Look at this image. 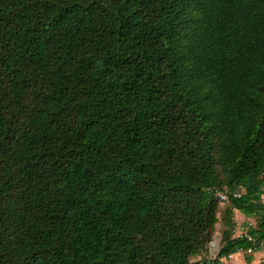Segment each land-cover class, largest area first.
Returning <instances> with one entry per match:
<instances>
[{
	"label": "trees",
	"instance_id": "16d2710c",
	"mask_svg": "<svg viewBox=\"0 0 264 264\" xmlns=\"http://www.w3.org/2000/svg\"><path fill=\"white\" fill-rule=\"evenodd\" d=\"M262 195L264 0H0V264H220Z\"/></svg>",
	"mask_w": 264,
	"mask_h": 264
},
{
	"label": "crops",
	"instance_id": "0c3cea01",
	"mask_svg": "<svg viewBox=\"0 0 264 264\" xmlns=\"http://www.w3.org/2000/svg\"><path fill=\"white\" fill-rule=\"evenodd\" d=\"M261 198L264 203V195H262ZM232 221L235 224L233 229V232H235L233 235L234 237L238 236L241 232L246 233L248 227L252 228L256 225L255 217H246L237 210H233ZM220 228L219 226V230ZM205 258H207V256ZM197 259H200V257ZM220 262V264H264V245H261V247L255 251L247 250L245 252L235 253L230 259L224 258L221 259Z\"/></svg>",
	"mask_w": 264,
	"mask_h": 264
},
{
	"label": "rangeland",
	"instance_id": "374dc122",
	"mask_svg": "<svg viewBox=\"0 0 264 264\" xmlns=\"http://www.w3.org/2000/svg\"><path fill=\"white\" fill-rule=\"evenodd\" d=\"M221 193H219L217 195V198H218V212H217V220L218 222L214 225V228L210 234V241L207 243V245L205 246L206 248V252H202L200 255L202 257V261L201 262H205L207 259L205 258L206 256H209V247H210V243H213L216 241V243L218 244V248H219V245H220V239H221V230L224 228V219H223V212H224V209H225V206L227 205L225 199H222L221 198ZM219 226L221 227L220 230H219ZM220 231V232H219ZM220 233V234H219ZM235 233V232H234ZM237 234V233H236ZM205 253V255H204ZM217 254V251L215 252V255ZM205 257H204V256ZM197 258V257H196Z\"/></svg>",
	"mask_w": 264,
	"mask_h": 264
},
{
	"label": "built area",
	"instance_id": "2783aa9c",
	"mask_svg": "<svg viewBox=\"0 0 264 264\" xmlns=\"http://www.w3.org/2000/svg\"><path fill=\"white\" fill-rule=\"evenodd\" d=\"M234 196L238 197L239 194H236V193H235ZM221 198H222V199H225V201H226V198H227V197H226L225 194H223V195H221ZM242 235H243V236H247L246 233H242V232H241V233H239V235L236 236V237H240V236H242ZM248 239L251 240V237L248 236ZM208 244H209V243H208ZM210 244L212 245L213 243H210ZM262 245H264V243H263ZM215 246H216L215 249H214L213 247H211V246L209 247V252H210L209 255H210L211 258H213V257L216 256V255H215V252H216V251L218 252V249H219V248H218V244H216ZM248 251H250V250H248ZM231 256H232V255H228L227 258L229 259V258H231Z\"/></svg>",
	"mask_w": 264,
	"mask_h": 264
},
{
	"label": "bare ground",
	"instance_id": "6f19581e",
	"mask_svg": "<svg viewBox=\"0 0 264 264\" xmlns=\"http://www.w3.org/2000/svg\"><path fill=\"white\" fill-rule=\"evenodd\" d=\"M217 243H216V241L215 242H213V244L212 245H210L211 247H213L214 249H215V245H216Z\"/></svg>",
	"mask_w": 264,
	"mask_h": 264
}]
</instances>
